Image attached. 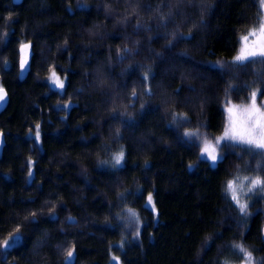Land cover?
I'll return each instance as SVG.
<instances>
[{"label":"trees","instance_id":"16d2710c","mask_svg":"<svg viewBox=\"0 0 264 264\" xmlns=\"http://www.w3.org/2000/svg\"><path fill=\"white\" fill-rule=\"evenodd\" d=\"M259 7L258 0H0V86L9 94L0 111V242L18 225L24 237L6 264H64L71 246L72 264H117L113 256L119 264H242L233 243L264 260V197L241 193L242 216L224 193L235 175H256L260 158L224 149L213 167L171 123L174 113L186 115L179 133L199 127L211 139L223 132L226 95L248 102L245 85L260 86L264 64L221 76L210 62L239 54ZM169 12L164 27L158 17ZM21 43L31 56L24 78ZM149 69L151 96L141 87ZM52 71L64 89L51 84ZM229 85L240 90L226 93Z\"/></svg>","mask_w":264,"mask_h":264},{"label":"snow or ice","instance_id":"6c2138e0","mask_svg":"<svg viewBox=\"0 0 264 264\" xmlns=\"http://www.w3.org/2000/svg\"><path fill=\"white\" fill-rule=\"evenodd\" d=\"M135 2V0H134ZM182 2L187 3L189 0H182ZM259 8L257 12V21L256 24L247 31V34L239 37L238 42L241 47L239 48V54L234 56L233 59L228 62V64H222L220 61L210 62L213 63L215 69H217L221 76L228 75L231 70L244 69L255 63L264 64V0H258ZM148 11H151L149 6ZM172 13L169 12L167 17L160 16L158 19L161 21L162 26L166 27L167 25L163 23L165 20H171ZM141 25L137 21V31H139ZM151 31V29H149ZM7 35V33H5ZM191 38V34H189ZM251 38V39H250ZM167 39V37H165ZM179 42L183 41V37L180 36L176 38ZM67 43V41L65 42ZM176 46V43L172 40L165 45L166 49L171 51L173 47ZM30 48L29 44L20 45V68L21 71L25 70V66L28 64L29 53L26 51ZM129 50L125 49L127 53ZM158 58L162 54H156ZM180 56H186V53H180ZM123 60V57H121ZM151 72V69L148 72H145L142 76L141 87L144 94L149 96L152 95V89L145 85V82L149 79L148 73ZM235 78V77H233ZM51 84L55 85L59 89L65 88L64 80H61L55 71L51 72L49 77ZM260 86L256 87L254 90L251 84H246L245 87L249 90V95L247 97L248 102L246 104H234L231 99L226 95L224 100L223 112L226 114V123L221 135L209 139L207 136H202L199 127L195 130L186 129L183 133H179L178 129L183 127L189 122V118L186 115L173 114L171 123L175 125L177 129V139L183 143L188 144L199 149V159L204 161H211L212 166L215 167L218 161L225 159L223 155L224 149H236L239 148L241 152L245 155L252 156L253 159L259 157L260 159L256 163L257 174L254 176H241L239 174L235 175L232 179L226 181L224 186V193L226 198H230V201L236 205L239 213L242 216H246L248 204L242 203L240 200V194L252 193L255 195H261L264 197V75L261 76L260 81L258 82ZM192 92L197 90L193 87L189 89ZM240 89L229 85V88L226 89V93H231L233 91L238 92ZM180 90L177 89V95H179ZM6 92L3 87L0 86V101H4ZM132 96L137 100L139 99V94L133 90ZM167 104V102H165ZM64 107H68L67 104ZM145 105L141 104V109H144ZM159 110V107H157ZM113 118H116L115 116ZM40 125H36L35 139L38 141L40 139L41 133L39 131ZM31 132V129H30ZM241 160L243 156L239 157ZM113 167L122 166V161L124 159V152L121 151L118 154L113 156ZM106 163V162H102ZM32 162L29 161L28 167L31 169ZM189 167H192L189 165ZM239 171V166H237ZM29 177L33 176L34 173L29 170ZM245 182H247L245 184ZM246 189V191H245ZM123 195V194H121ZM251 199V197H248ZM147 203L152 206V211H155V205L152 201V196L149 194ZM128 216L138 223V217L136 213L128 209ZM32 219L29 221L31 224H36L35 219L37 213L33 212ZM69 221H72V217H68ZM20 225L17 226L15 232H12L8 235L6 239H3L0 242V264H6V257L11 254L12 251L18 249L22 245L24 237L21 233ZM2 231V229H0ZM139 229L136 230V236L139 237ZM123 246V241L121 242V247ZM232 247L238 251L241 255L242 264H264V260H256L253 256V252L249 251L241 243H233ZM75 247H67L63 250L64 255V264H72L74 259ZM113 260L117 261L119 264V258L113 256ZM229 264V262H225Z\"/></svg>","mask_w":264,"mask_h":264},{"label":"water","instance_id":"95a60500","mask_svg":"<svg viewBox=\"0 0 264 264\" xmlns=\"http://www.w3.org/2000/svg\"><path fill=\"white\" fill-rule=\"evenodd\" d=\"M15 1L16 2H22L23 0H15ZM30 61H31V56H29L28 64L25 66V70L21 71V73H20V77L21 78H24L27 75L28 70L30 69ZM3 89L6 92V96H5L4 101H0V111L3 110L8 105V102H9L8 91L4 87H3ZM3 144H4V134L0 133V146L3 145Z\"/></svg>","mask_w":264,"mask_h":264},{"label":"rangeland","instance_id":"374dc122","mask_svg":"<svg viewBox=\"0 0 264 264\" xmlns=\"http://www.w3.org/2000/svg\"><path fill=\"white\" fill-rule=\"evenodd\" d=\"M251 39V38H250ZM30 49H27L26 51L29 52ZM117 262V261H116Z\"/></svg>","mask_w":264,"mask_h":264}]
</instances>
